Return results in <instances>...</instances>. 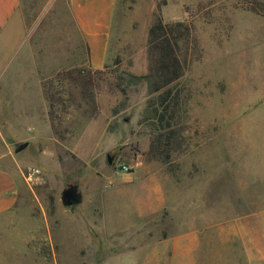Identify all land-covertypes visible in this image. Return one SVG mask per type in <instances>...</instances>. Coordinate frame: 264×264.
Wrapping results in <instances>:
<instances>
[{"label":"rangeland","instance_id":"rangeland-1","mask_svg":"<svg viewBox=\"0 0 264 264\" xmlns=\"http://www.w3.org/2000/svg\"><path fill=\"white\" fill-rule=\"evenodd\" d=\"M18 15L22 30L0 72V115L27 143L23 172L38 168L42 181L24 180L19 205L0 217V264H151L143 256L156 237L143 227L151 210L143 201L172 200L171 161L184 163L188 150L210 164L222 120L264 105V0H117L99 70L88 66L68 0H20ZM158 19L189 28L179 43L183 74L169 86L177 99L163 105L167 88L150 93L130 79L148 73L146 41ZM8 84L22 88L4 91ZM247 116L264 132V107ZM123 164L131 171L120 172ZM153 176L166 184L160 193L142 183ZM70 186L82 200L72 208L61 199ZM94 225L108 234L142 228L110 245Z\"/></svg>","mask_w":264,"mask_h":264},{"label":"crops","instance_id":"crops-1","mask_svg":"<svg viewBox=\"0 0 264 264\" xmlns=\"http://www.w3.org/2000/svg\"><path fill=\"white\" fill-rule=\"evenodd\" d=\"M68 3L74 25L86 45L88 66L99 70L107 60L117 0ZM19 4L20 0H0V72L12 55L9 46L22 30ZM18 88L8 84L4 91L16 92ZM7 104L12 106L10 101ZM259 107L264 105L253 104L227 122L222 118L210 164L191 159L193 153L188 150L184 163L180 159L171 161L167 185L175 189L172 200L160 193L166 184L158 177L142 180L146 189L154 186L160 193L143 201L151 209L143 227L146 226L148 237H156L148 242L150 251L143 256L149 263L264 264V132L258 126L260 119L247 116ZM8 117L0 115V217L19 205L25 189V168L18 160L21 151L15 152L21 143L17 123ZM94 200L103 219L105 210L98 198ZM92 211L89 219L93 220ZM142 225L109 234L95 227L111 245L122 234H136Z\"/></svg>","mask_w":264,"mask_h":264},{"label":"trees","instance_id":"trees-1","mask_svg":"<svg viewBox=\"0 0 264 264\" xmlns=\"http://www.w3.org/2000/svg\"><path fill=\"white\" fill-rule=\"evenodd\" d=\"M188 34L189 28L183 23L165 24L158 19L150 27L146 41L148 73L130 76L134 82H145L150 93L167 88L159 96L162 105L170 99H177L176 95L171 98L169 86L183 74V66L178 58L179 43Z\"/></svg>","mask_w":264,"mask_h":264},{"label":"water","instance_id":"water-1","mask_svg":"<svg viewBox=\"0 0 264 264\" xmlns=\"http://www.w3.org/2000/svg\"><path fill=\"white\" fill-rule=\"evenodd\" d=\"M27 147V143H20L16 145L15 152L18 153L22 150H24ZM108 163H112L111 157H107ZM62 203L64 206L72 208L76 205H78L81 201V197L77 191L76 186H70L66 190L63 191L62 193Z\"/></svg>","mask_w":264,"mask_h":264},{"label":"built area","instance_id":"built-area-1","mask_svg":"<svg viewBox=\"0 0 264 264\" xmlns=\"http://www.w3.org/2000/svg\"><path fill=\"white\" fill-rule=\"evenodd\" d=\"M118 170L122 173H128L131 171V168L127 165H120ZM42 173L38 168L29 167L24 172V180L28 185H36L42 181Z\"/></svg>","mask_w":264,"mask_h":264}]
</instances>
